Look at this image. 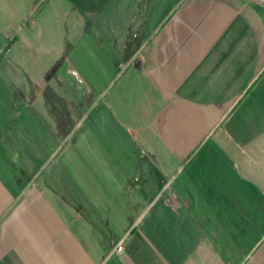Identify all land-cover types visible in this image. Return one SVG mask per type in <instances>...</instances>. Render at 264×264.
Returning <instances> with one entry per match:
<instances>
[{"label":"crops","instance_id":"1","mask_svg":"<svg viewBox=\"0 0 264 264\" xmlns=\"http://www.w3.org/2000/svg\"><path fill=\"white\" fill-rule=\"evenodd\" d=\"M0 16L21 60L0 72V264H264V0H0ZM25 64L52 74L22 80ZM59 72L85 73L79 117Z\"/></svg>","mask_w":264,"mask_h":264},{"label":"rangeland","instance_id":"2","mask_svg":"<svg viewBox=\"0 0 264 264\" xmlns=\"http://www.w3.org/2000/svg\"><path fill=\"white\" fill-rule=\"evenodd\" d=\"M27 20H28V22H30V21H32L33 20V14H30L29 15V17L27 18ZM73 24L75 25V31H79V34L81 33V30H82V28H81V21L79 20V18H77V19H74L73 20ZM67 23H70V24H72V22H71V17H67ZM73 24L71 25L72 26V28H73ZM16 25H11V24H8L6 21H5V18H2L1 16H0V32H2V31H9V33H11V34H13V35H16V27H15ZM8 27V28H7ZM27 27H28V23H26V24H23V26H22V30L20 31V33H22V32H25L26 31V29H27ZM73 31L71 30L70 31V34L72 33ZM89 32L90 33H92V29L90 28L89 29V31L87 32V33H85L86 35H89ZM76 37H73V39H75ZM89 41H91V40H89ZM81 42V41H80ZM12 45H10V47L8 48V51H5V52H0V72H1V70H2V67H6V65H7V62H9L8 60L10 59L11 61H13L14 62V64L16 63V61H17V59H18V57H19V52H18V50H19V46L17 45V39L15 38V40H13L12 42ZM2 51V50H1ZM8 55V56H7ZM46 59L47 58H45V56L44 57H41V59L38 61L37 60V63L39 62L40 64H42L44 61H46ZM41 60H44V61H41ZM19 61H21L20 60V57H19ZM24 62H26V61H24ZM36 63V61L34 62V63H26V64H32V65H34V66H36V65H38ZM25 64V66H24V69L27 71H22V73H23V78H22V80L24 79V78H26V77H32V75L35 73V75H36V78L37 79H40V80H42V76H43V73L45 72V70H43L42 72L43 73H41V72H32V71H29L30 70V67L28 66V65H26ZM20 68H22V64H19L18 65ZM32 69V68H31ZM62 69V68H61ZM64 72H66V71H64ZM94 73V72H93ZM49 75V74H52V73H44V75ZM58 74H62L63 76L65 75L66 76V78H67V83L69 82L70 84L72 83V89H71V92H72V97H73V99H76L75 101H74V105H73V113H75V114H73V117L74 116H76V114H77V117H79L80 116V111H81V108H79L80 106H79V100L81 99V97L85 94V89L82 87V86H84L82 83H81V81L77 78V76L79 77L80 75L82 76L83 74L85 75V73H79V72H77V73H75V72H67V73H63V72H59ZM94 74H96V73H94ZM20 83H21V81H20ZM68 88H69V86H68ZM54 89V87H50V88H48V89H45L44 90V92L43 93H41L42 94V96H44V97H48V94L49 93H52V90ZM31 90H33L32 88H29V91H31ZM92 90H95V89H92ZM35 91V90H34ZM57 91H58V99H59V93H60V89H57ZM64 92V91H63ZM68 92H69V89H68ZM56 94V93H55ZM55 98H56V96H55ZM35 105L36 106H38L39 107V112L42 114V116L43 115H45V113H50L51 111L50 110H48V108H46L45 109V106H44V103H43V99L41 100V101H39L38 100V98L36 99V101H35ZM61 103L60 102H58V106H56V104H55V107L54 108H52V113L54 114V112L56 111L57 112V118L58 119H61V120H63V117H62V113H61ZM95 113H96V111L94 110L93 112H91L90 113V116H89V118L87 119V120H85L84 122H85V124L88 122V126H90L91 127V125H92V127H94L95 126ZM76 121H77V124L78 125H80L81 124V118H79L78 120H76V119H72V121H71V125H75L76 124ZM58 124H59V121H58ZM68 129L70 130V127H68ZM81 130H82V127H81V129H80V127L78 126V128H77V133H74V136L75 135H79L80 134V132H81ZM60 131H62V130H60L59 128L57 129V133H58V136L59 135H61V134H59V132Z\"/></svg>","mask_w":264,"mask_h":264},{"label":"built area","instance_id":"3","mask_svg":"<svg viewBox=\"0 0 264 264\" xmlns=\"http://www.w3.org/2000/svg\"><path fill=\"white\" fill-rule=\"evenodd\" d=\"M122 249V246L120 244L116 245L115 251L119 252Z\"/></svg>","mask_w":264,"mask_h":264}]
</instances>
